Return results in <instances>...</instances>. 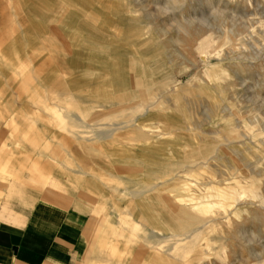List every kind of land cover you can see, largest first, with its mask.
I'll return each mask as SVG.
<instances>
[{"label":"rangeland","instance_id":"374dc122","mask_svg":"<svg viewBox=\"0 0 264 264\" xmlns=\"http://www.w3.org/2000/svg\"><path fill=\"white\" fill-rule=\"evenodd\" d=\"M0 3V21H8L12 32L0 44V70L6 74L0 75V129L12 125L8 135L19 136L18 146L10 140L12 150L22 151L23 138L42 133L36 123L49 126L58 142L40 149L43 170L49 179L69 182L57 175L56 165L82 185H97L98 193L88 194L93 202L104 194L99 215L107 212L117 176L129 180L135 166L142 171L134 177L136 189L154 186L151 199L179 239L192 235L177 245L184 246L179 262L264 264V0ZM129 30L134 40L126 36ZM202 54L216 59L205 63L215 64L207 68L210 75ZM3 62H12L14 70ZM113 62L119 78L112 76ZM35 68L36 77L30 72ZM108 97H117V104ZM70 112L102 133H70L62 117ZM95 113L105 114L102 126L90 122ZM125 125L147 142L128 140ZM163 166L166 173L158 180L151 171ZM98 172L112 174L113 183L100 184ZM216 194L232 207L194 211ZM134 200L139 220L130 232L167 234L149 207ZM175 251L169 256L175 258ZM87 255L83 264H93Z\"/></svg>","mask_w":264,"mask_h":264},{"label":"crops","instance_id":"0c3cea01","mask_svg":"<svg viewBox=\"0 0 264 264\" xmlns=\"http://www.w3.org/2000/svg\"><path fill=\"white\" fill-rule=\"evenodd\" d=\"M125 3L127 4L126 1ZM1 6H3L2 3H0V13L2 12ZM9 31L8 21H0V44L3 38L12 34ZM105 49L107 52V48ZM12 64V62H3L2 65L4 69L14 70L15 67ZM113 64L112 76L119 78L120 75L116 73L115 68L118 65L114 62ZM32 71L36 77L38 74L35 75L34 71L38 72V70L35 68L30 72ZM118 71H120L119 68ZM0 75L3 78L6 77V74H2L1 70ZM110 82H113L112 78L109 80V84ZM72 97L77 98L75 95ZM116 99L118 98L108 97L109 101H107L111 105H116ZM65 115L62 114V117L68 118L67 130L70 133H75L78 136L86 135L84 133L87 132H94L95 135L102 133V128L100 132H96L94 128L91 129L89 123L83 120L85 117L83 115L75 114V112ZM104 119L105 114L95 113L90 122L94 126L98 124L102 126ZM11 126L0 129V264H83L86 251L88 261L93 264H157L153 263L154 259L158 261V264H195L194 260L179 262L183 260L180 253L183 251L179 249L184 246H176V257L172 258V256L169 257V252L165 251L167 247L153 245V239H162L169 233L130 232V225L135 224L136 226L139 220L136 216L135 198H132L131 192L138 190L134 177L137 170L140 174L142 173L140 169L135 166L131 167L130 172L135 174L128 177L129 180H125L123 175L117 176L120 186L119 184L118 186L112 185V201L109 200L110 202L105 206L106 214L99 215L100 203L104 201L102 199L104 194L99 191L101 199L96 202H93L94 196L88 194V192L93 195L98 193L96 185L93 186L94 188H92V182L89 186L86 183L82 185L81 182L72 178L73 172L59 170L52 162L50 165H55L57 175L66 176L69 182L56 177L49 179L48 171L43 170L46 162L44 153L42 156L40 155V149L45 144H49V147L56 146L58 141L55 131L49 126L36 123V126L42 127L44 132H39L34 137L29 135L26 140L23 138L22 142L25 143L22 151L21 148L14 151V149L12 150L13 145L9 144L10 140L18 146L20 138L18 135H14L13 139L10 138L12 136H9L8 132H11ZM126 127L128 130L123 131L122 135H132L127 138L128 140L147 142L145 136L138 140L135 131L129 130L133 129V125ZM77 128L85 130L77 132ZM102 139H106V137ZM107 139H110V136ZM28 142L33 143L34 146ZM59 150L60 148L54 150V157L59 153ZM12 151L13 157L11 156ZM48 153L50 154V152H46V154ZM79 173L88 175L82 170ZM94 175L102 185L105 182L113 183L112 177L114 176L110 173L103 175V172L101 174L98 172ZM145 187L141 189L143 190ZM145 204L149 207L150 212V205ZM123 222H128L127 230H124ZM94 231H102V233H99L96 239H92ZM88 233H90V237ZM191 236L189 234L182 237L190 238ZM187 249L191 251L195 247ZM172 259L175 261H171Z\"/></svg>","mask_w":264,"mask_h":264},{"label":"bare ground","instance_id":"6f19581e","mask_svg":"<svg viewBox=\"0 0 264 264\" xmlns=\"http://www.w3.org/2000/svg\"><path fill=\"white\" fill-rule=\"evenodd\" d=\"M130 31V30H129ZM126 34V36H131V37H133V40H134V34L130 31V32H126L125 33ZM226 39H229L228 41H230V39H231V37H227ZM206 41L208 42L209 41V38H207L206 39ZM205 41V42H206ZM201 54V53H200ZM201 61H202V64H204V66H206V74H209L207 71H208V69H209V67H213V65H215L214 63H213V65L212 64H205V63H207L208 61L209 62H214V61H216V59H214V58H212V57H210L208 54H202L201 56H200V58H199ZM208 68V69H207ZM210 75V74H209ZM124 82H123V80H122V78H121V80H120V84H123ZM133 86H134V84H132ZM128 128V127H127ZM200 151V150H199ZM198 151V152H199ZM198 154V153H197ZM203 158V157H202ZM201 164V163H200ZM158 166V165H157ZM161 167H159V169H156L155 171H153V172H151V174L152 175H155L156 176V178L158 179V180H160L161 179V177H163V174H165L166 172H164L165 171V169H164V166L160 169ZM161 171H163V172H161ZM98 179V178H97ZM187 183V182H186ZM161 185V184H160ZM97 186V185H96ZM188 186V185H187ZM92 188H94V187H92ZM154 186H150V187H145V188H143V190H136V192L135 193H132L131 195L133 196V198H136V199H139V200H143L145 203H147L148 201H149V205H150V212L152 213V214H154L156 217L154 218L155 220H156V222H158L159 223V225H161L163 228H164V230L167 232V233H169L168 234V236H165V237H163L162 239H153V245H163L164 247H167V249L165 250L167 253L169 252V253H171L173 250H174V248H175V246H177L180 242H182V241H189V238L188 237H186V238H183V239H179V236H178V234L176 233L177 231H176V227L172 224V223H170L168 220H167V218L164 216V214H163V211H161L159 208H158V206H157V204L155 205L154 203H153V201H152V197H151V193L153 192V190H154ZM183 189V188H182ZM253 189V188H252ZM97 190V189H96ZM181 191V190H180ZM157 193V192H156ZM153 195H154V193H153ZM177 195H178V193H177ZM212 198L214 199H216L215 201H213L211 204H209V205H199V206H197V207H194V211H196V212H198L199 213V215L200 214H205L206 213V211L207 210H210V209H212L213 207H215V206H222L224 209H227V208H231L232 207V204H230V203H228V201H226L225 199H223L219 194H216V195H212ZM192 199V198H191ZM192 201V200H191ZM178 202H181L180 200L178 201ZM165 204V203H164ZM204 204H206V203H204ZM196 205V204H195ZM176 205L173 203L172 204V210L174 211L175 209H176ZM191 208V207H190ZM171 211V210H170ZM169 212V211H168ZM168 212H167V214H168ZM193 212V211H192ZM170 214V213H169ZM173 214V213H172ZM181 215V214H180ZM234 217H238V215L237 214H235L234 213V215H233ZM171 218V217H170ZM187 218V217H186ZM172 219V218H171ZM185 224V223H184ZM182 226V225H181ZM185 226V225H184ZM183 227V226H182ZM186 231V230H185ZM151 232V231H150ZM195 232V231H194ZM201 233V232H200ZM155 235V234H154ZM187 235V234H186ZM178 236V237H177ZM182 236H184V235H182ZM188 236V235H187ZM192 239V238H191ZM193 239H195V238H193ZM198 240V239H197ZM191 241V240H190ZM196 241V240H195ZM194 241V242H195ZM204 241V240H203ZM202 242V241H201ZM152 243V242H151ZM197 243V242H196ZM196 247V246H195ZM192 249V248H191ZM163 253V252H162ZM176 253V252H175ZM167 255V254H166ZM176 255V254H175ZM156 256V255H155ZM170 257V256H169ZM179 257V256H178ZM167 258V257H166ZM173 258V257H172ZM180 258V257H179ZM157 263L158 264V261H156L155 259L153 260V263Z\"/></svg>","mask_w":264,"mask_h":264}]
</instances>
